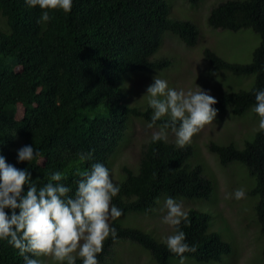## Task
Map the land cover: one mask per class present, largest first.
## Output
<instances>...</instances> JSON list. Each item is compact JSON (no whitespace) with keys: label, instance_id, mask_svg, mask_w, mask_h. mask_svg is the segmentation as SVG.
<instances>
[{"label":"trees","instance_id":"16d2710c","mask_svg":"<svg viewBox=\"0 0 264 264\" xmlns=\"http://www.w3.org/2000/svg\"><path fill=\"white\" fill-rule=\"evenodd\" d=\"M42 11L39 6L28 7L25 0H0V155L6 163L27 170L38 188L55 183L51 175L61 172L65 177L61 183L74 196L81 174L90 173L93 164L111 170L135 119L152 122L148 103L125 100L123 79L167 68L168 58L153 57L162 35L177 36L194 46L198 29L193 22L170 16L166 0H73L69 13L50 10L52 19L47 23L38 22ZM206 22L212 29L250 28L258 35L247 63L227 61L209 48L202 52L213 72L253 76L249 88L213 96L217 114L230 107L233 116H240L255 107L256 92L264 91V0L219 2ZM168 119L163 117L153 126L162 127ZM24 146H32L37 153L30 162L18 160ZM192 149L191 145L179 148L168 139L154 142L151 137L141 146L137 169L121 167L120 180L114 183L120 191L111 204L123 214L110 220L117 236L104 241L103 251L97 254L99 264L120 239L148 250L155 264L180 258L163 242L139 228L122 225L120 219L127 212L149 214L159 195L208 199L214 186L199 165L189 163ZM208 150L221 165L241 163L255 178L250 193L257 196L255 215L264 239V130L258 129L242 148L211 142ZM28 189L25 184L21 196ZM12 211L5 209L9 216ZM186 212L189 222H182L181 230L196 251L185 257L210 262L230 252L229 244L209 229L208 213ZM0 264H25V260L6 240H0ZM75 264L82 260L77 257Z\"/></svg>","mask_w":264,"mask_h":264},{"label":"rangeland","instance_id":"374dc122","mask_svg":"<svg viewBox=\"0 0 264 264\" xmlns=\"http://www.w3.org/2000/svg\"><path fill=\"white\" fill-rule=\"evenodd\" d=\"M222 1L225 0H199L193 4L188 0H166L170 16L196 24L197 42L194 46H187L177 36L168 33L162 35L153 57L168 58L169 66L161 71L134 73L137 75L132 74V80L124 78L121 86L125 100L128 101L129 98L133 100L131 103L146 104L147 88L154 83V78L165 80L169 88L177 91H199L200 88L211 96L251 86L253 76L213 72L203 57V49L209 48L227 61L247 63L258 44V35L250 28L231 31L212 29L207 25L206 18L210 9ZM259 119L252 107L240 116H233L230 107H227L224 113L217 114L213 122L195 134L187 144L193 148L189 163L201 167L203 175L212 181L214 190L208 199H189L185 196L173 199L182 205L184 211L196 209L208 213L209 229L217 232L229 244L230 252L219 261L199 262L185 257V264H264V239L255 215L257 196L250 193L255 186V178L241 163L221 165L217 157L208 150L211 142L221 145L234 143L242 148L244 142L251 140L259 129ZM148 125L142 119L132 122L130 138L121 147L119 156L109 171L113 183L120 180L122 166L137 169L141 146L161 129L155 126L149 128ZM166 131L167 139L176 141L172 130ZM240 188L244 189L246 195L243 199L236 200L233 193ZM166 199L164 195H159L149 214L127 212L121 217L120 223L139 228L155 240L163 242L174 232L172 227L163 223V217L167 214ZM38 259L42 264H59L51 257ZM169 263L180 264V258H170ZM101 264H155V261L148 250L129 240L120 239L113 244L105 262Z\"/></svg>","mask_w":264,"mask_h":264},{"label":"clouds","instance_id":"9594fccd","mask_svg":"<svg viewBox=\"0 0 264 264\" xmlns=\"http://www.w3.org/2000/svg\"><path fill=\"white\" fill-rule=\"evenodd\" d=\"M28 7L39 6L42 11L38 22H49L50 10L71 11L73 0H25ZM148 106L153 110L151 128L161 118L169 119L152 141L167 140V129L171 128L176 137V145L184 148L191 138L209 125L217 116L213 107L216 99L206 91H184L169 88L165 80L154 78L147 88ZM253 111L260 117L259 129L264 130V91L255 94ZM37 153L32 146H24L18 151V160L32 161ZM89 157L82 156L81 159ZM78 181L74 196L71 189L61 183L65 177L61 172L51 175L42 187L31 183L27 170H20L6 163L0 155V240L19 251L25 264H42L39 257H51L59 264H75L77 257L82 264H98L97 254L103 251V244L110 236L115 239L117 232L110 227L109 220L119 218L123 213L111 204L119 191V186L110 179L109 169L103 164L92 165L91 172H85ZM29 184L26 195L21 196L23 186ZM244 189H237L236 200L245 197ZM167 214L163 223L174 229L163 243L167 249L180 256V264H185V253L195 252L196 247L186 241L181 230L182 222H189L188 213L173 198L165 201ZM12 209L9 216L5 209ZM19 209V213H16ZM75 254V255H74ZM36 257V258H33Z\"/></svg>","mask_w":264,"mask_h":264}]
</instances>
